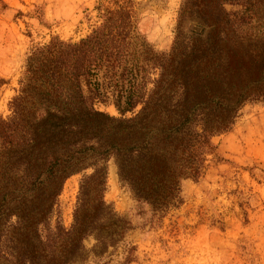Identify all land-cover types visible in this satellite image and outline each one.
<instances>
[{"label":"trees","instance_id":"obj_1","mask_svg":"<svg viewBox=\"0 0 264 264\" xmlns=\"http://www.w3.org/2000/svg\"><path fill=\"white\" fill-rule=\"evenodd\" d=\"M94 11L100 23L86 37L31 52L11 113L0 116V244H10L0 264L111 255L129 228L104 201L108 163L162 217L182 203L181 182L204 175L212 138L264 99V0H182L177 31L189 19L202 31L184 45L176 37L167 53L141 39L133 0H99ZM73 176L66 227L60 197Z\"/></svg>","mask_w":264,"mask_h":264},{"label":"rangeland","instance_id":"obj_2","mask_svg":"<svg viewBox=\"0 0 264 264\" xmlns=\"http://www.w3.org/2000/svg\"><path fill=\"white\" fill-rule=\"evenodd\" d=\"M99 0H0V116L20 90L28 56L53 39L78 42L100 23ZM138 33L156 52H169L174 40L184 45L201 22L187 20L177 31L182 0H133ZM229 12L239 10L226 6ZM99 111L118 117L112 106ZM214 155L198 180H183L182 203L162 217L135 200L108 163L104 201L128 226L111 255H91L81 264H264V99L246 103L231 130L212 138ZM80 176L70 178L60 197L62 221L72 222ZM14 219L12 220V222ZM4 240V239H3ZM89 250L92 238L85 241ZM3 253L7 242H1ZM129 254V255H128ZM3 255H0V260ZM4 260V259H3Z\"/></svg>","mask_w":264,"mask_h":264}]
</instances>
